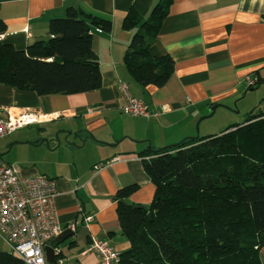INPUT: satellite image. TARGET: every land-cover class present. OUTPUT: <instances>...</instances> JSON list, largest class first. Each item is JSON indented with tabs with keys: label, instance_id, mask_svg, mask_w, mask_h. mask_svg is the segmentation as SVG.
<instances>
[{
	"label": "crops",
	"instance_id": "crops-1",
	"mask_svg": "<svg viewBox=\"0 0 264 264\" xmlns=\"http://www.w3.org/2000/svg\"><path fill=\"white\" fill-rule=\"evenodd\" d=\"M157 1L0 0V20L6 25L0 39L17 49L46 39L49 20L65 16L68 8L112 23L109 32L92 29L101 72L99 89L38 95L0 84L1 116H6L5 108L44 116L41 122L1 138L0 159L12 162L21 175L53 179L59 223L63 227L78 223L73 235L57 245L58 264H101L89 250L92 237L107 241L119 253L129 247L114 194L135 183L137 189L125 200L149 204L154 186L142 160L155 156L160 147L193 136L195 122L209 112V106L231 108L215 109H224L223 121L216 127L242 122L237 116L242 111H264V0H173L151 47L152 54L171 56L173 73L162 87H144L124 64L131 32L122 21L130 8L146 18ZM122 83L130 95L147 104L148 116L122 112ZM210 127L205 124L202 136L213 134ZM149 144L155 151L147 148ZM145 150L149 153L142 154ZM86 217L91 219L85 221ZM260 257L264 264V245Z\"/></svg>",
	"mask_w": 264,
	"mask_h": 264
},
{
	"label": "trees",
	"instance_id": "trees-1",
	"mask_svg": "<svg viewBox=\"0 0 264 264\" xmlns=\"http://www.w3.org/2000/svg\"><path fill=\"white\" fill-rule=\"evenodd\" d=\"M172 2H155L146 18L130 8L123 18V28L131 32L123 61L141 86L162 87L173 73L171 56L151 52ZM111 25L109 18L68 8L65 16L49 20L46 39L24 49L0 39V84L38 95L99 89L92 29L109 32ZM5 30L0 20V35ZM142 166L154 186L149 204L125 200L135 183L113 196L129 241L119 264H262L264 111H251L219 133L185 138L143 159ZM0 264L23 263L0 251Z\"/></svg>",
	"mask_w": 264,
	"mask_h": 264
},
{
	"label": "built area",
	"instance_id": "built-area-1",
	"mask_svg": "<svg viewBox=\"0 0 264 264\" xmlns=\"http://www.w3.org/2000/svg\"><path fill=\"white\" fill-rule=\"evenodd\" d=\"M120 91L125 98L122 112L149 115L147 104L130 95L126 84L120 85ZM5 111V117L0 115V139L17 128L39 123L44 117L29 110ZM55 193L53 179L42 174L21 175L14 164L0 159V239L23 264H47L44 247L64 228L74 232L77 227V222L65 227L59 223L53 201ZM90 219L86 217L85 221ZM89 250L97 254L101 264H119V252L105 240L92 237ZM59 253L60 249L54 247V254Z\"/></svg>",
	"mask_w": 264,
	"mask_h": 264
},
{
	"label": "water",
	"instance_id": "water-1",
	"mask_svg": "<svg viewBox=\"0 0 264 264\" xmlns=\"http://www.w3.org/2000/svg\"><path fill=\"white\" fill-rule=\"evenodd\" d=\"M253 88H251L250 90H252ZM263 99H264V93H263ZM218 106H224L228 109L231 110V108H229L228 106H225L223 104H213L211 106L208 107V114L204 115V116H201L197 122H196V130H198V125L200 123V121L204 118H207V117H210L214 114L215 112V109L218 107ZM69 132V131H67ZM197 136H190L188 137L189 139H194L196 138ZM108 144V143H107ZM109 145V144H108ZM175 145L177 144H172V145H167V146H163V147H160L158 148V151H163L165 149H168V148H171V147H174ZM152 146L149 144L147 146V148L149 150H152V151H155L151 148ZM73 231L69 230V229H65L63 230L57 237H55L51 242L50 244L46 245L44 247V252H45V258H46V262L47 264H58V259L56 258L55 254H54V247H57L58 244H60L61 242H63L66 238H68L69 236L73 235Z\"/></svg>",
	"mask_w": 264,
	"mask_h": 264
},
{
	"label": "rangeland",
	"instance_id": "rangeland-1",
	"mask_svg": "<svg viewBox=\"0 0 264 264\" xmlns=\"http://www.w3.org/2000/svg\"><path fill=\"white\" fill-rule=\"evenodd\" d=\"M247 100H249V99H247ZM223 110L224 109H222L221 107H219L217 109V112H214V114L212 116L207 117V118L203 119L202 121H200V123L198 125V130H196V122H197L196 121L195 122V126H194L195 134L193 136H202L205 133V130H204L205 124H210V126H211L209 128L210 133H215V132L218 133V130L219 129H220V131L223 130L226 127V125L225 126L220 125V126H217L216 127L217 124H220L223 121L222 115H220L221 114L220 111H223ZM250 112H246L245 113L244 111H242V112L238 113L237 114L238 120L243 121L248 116V114ZM253 112H258V109H256ZM205 121H206V123H203V125H201V123L202 122H205ZM46 127H49V126H46ZM3 161L6 162V163H12V162L6 161L5 159H3ZM0 251L10 252L9 246L5 242H3L1 239H0Z\"/></svg>",
	"mask_w": 264,
	"mask_h": 264
}]
</instances>
